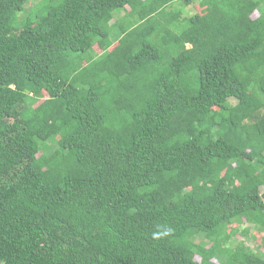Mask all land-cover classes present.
<instances>
[{"label": "trees", "instance_id": "trees-1", "mask_svg": "<svg viewBox=\"0 0 264 264\" xmlns=\"http://www.w3.org/2000/svg\"><path fill=\"white\" fill-rule=\"evenodd\" d=\"M28 1L0 0V264H264L236 240L264 235V0Z\"/></svg>", "mask_w": 264, "mask_h": 264}, {"label": "rangeland", "instance_id": "rangeland-1", "mask_svg": "<svg viewBox=\"0 0 264 264\" xmlns=\"http://www.w3.org/2000/svg\"><path fill=\"white\" fill-rule=\"evenodd\" d=\"M46 0H29L25 5H24V9L17 14V20L19 19H22L23 17H26V16H32L35 14V11L32 9L33 7H36L39 3H43L45 2ZM48 1V0H47ZM198 1L199 0H193V5H190V6H183L181 4V2H175V3H172V5L169 7V9L171 10H179L181 11V18H187L189 17L191 14L193 13H196V12H201V8L198 7ZM121 12H115L116 16L118 15H121ZM257 16V13H254L252 15V18H256ZM19 17V18H18ZM120 17V16H119ZM121 18V17H120ZM112 23V22H111ZM183 24V23H182ZM95 47V51H97V47ZM235 228V225L234 226H230L228 227L227 229V233H230L231 230ZM262 237H264V235L262 234H259L257 233L256 231L254 230H251L250 232V235H248L245 239L240 237V236H237L236 237V240L237 241H244L245 245L250 247L252 249V251H263L261 249V244H262ZM196 261L198 260V258H195Z\"/></svg>", "mask_w": 264, "mask_h": 264}, {"label": "water", "instance_id": "water-1", "mask_svg": "<svg viewBox=\"0 0 264 264\" xmlns=\"http://www.w3.org/2000/svg\"><path fill=\"white\" fill-rule=\"evenodd\" d=\"M263 198H264V196H263Z\"/></svg>", "mask_w": 264, "mask_h": 264}]
</instances>
